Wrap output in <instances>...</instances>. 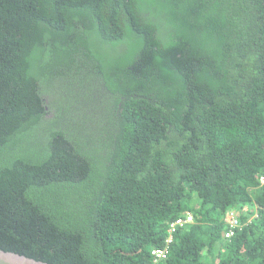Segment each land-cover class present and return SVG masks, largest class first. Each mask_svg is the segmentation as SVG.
<instances>
[{
  "label": "trees",
  "instance_id": "trees-1",
  "mask_svg": "<svg viewBox=\"0 0 264 264\" xmlns=\"http://www.w3.org/2000/svg\"><path fill=\"white\" fill-rule=\"evenodd\" d=\"M0 249L264 264V0H0Z\"/></svg>",
  "mask_w": 264,
  "mask_h": 264
},
{
  "label": "built area",
  "instance_id": "built-area-1",
  "mask_svg": "<svg viewBox=\"0 0 264 264\" xmlns=\"http://www.w3.org/2000/svg\"><path fill=\"white\" fill-rule=\"evenodd\" d=\"M193 220L192 216L190 214H186L183 216H180L176 218L172 223H171V229L174 230L175 227H182L186 224L191 223ZM226 223H227V229L226 231L223 232V236L225 238H231L235 230L239 227V221L233 212L229 213L226 217ZM171 239H167V242H170ZM151 255L157 260L165 259L166 258V249H161V248H154L151 250Z\"/></svg>",
  "mask_w": 264,
  "mask_h": 264
},
{
  "label": "rangeland",
  "instance_id": "rangeland-1",
  "mask_svg": "<svg viewBox=\"0 0 264 264\" xmlns=\"http://www.w3.org/2000/svg\"><path fill=\"white\" fill-rule=\"evenodd\" d=\"M43 94L45 95V101L49 102L52 99V96L55 97V101H58L61 99V97L65 96V91L61 89L60 84L58 82H54L52 84H49L47 86L43 87ZM57 117V109L53 111V114L51 115L50 119L56 118ZM48 120L46 123H42L39 125V127L33 131L32 133L35 135L36 133L39 132V134L36 135H41L42 132L45 130V128L48 126Z\"/></svg>",
  "mask_w": 264,
  "mask_h": 264
},
{
  "label": "water",
  "instance_id": "water-1",
  "mask_svg": "<svg viewBox=\"0 0 264 264\" xmlns=\"http://www.w3.org/2000/svg\"><path fill=\"white\" fill-rule=\"evenodd\" d=\"M0 264H48L44 261L0 249Z\"/></svg>",
  "mask_w": 264,
  "mask_h": 264
}]
</instances>
